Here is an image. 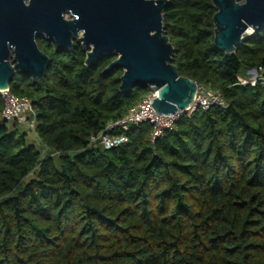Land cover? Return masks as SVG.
<instances>
[{
    "label": "trees",
    "instance_id": "1",
    "mask_svg": "<svg viewBox=\"0 0 264 264\" xmlns=\"http://www.w3.org/2000/svg\"><path fill=\"white\" fill-rule=\"evenodd\" d=\"M169 1L173 63L228 106L153 140L150 122L107 129L150 90L121 92L123 70L104 73L115 55L88 66L79 47L40 81L16 75L35 139L1 119L0 95V264H264V83L238 84L264 67V30L226 53L213 0ZM105 131L128 141L106 149Z\"/></svg>",
    "mask_w": 264,
    "mask_h": 264
},
{
    "label": "water",
    "instance_id": "2",
    "mask_svg": "<svg viewBox=\"0 0 264 264\" xmlns=\"http://www.w3.org/2000/svg\"><path fill=\"white\" fill-rule=\"evenodd\" d=\"M46 1L43 6H26L24 0H0V91L10 90L16 75L34 81L46 76L50 59L35 39L37 24L44 22L60 50H73L77 44L72 37L77 38L88 66L106 54L115 55L104 73L123 70V93L136 86L157 91L153 102L157 113L175 114L195 100L198 83L180 75L173 63L175 48L164 22L169 0ZM64 4L72 9V20L62 19L59 8ZM213 4L215 45L223 52L236 53L245 34L264 30V0H213Z\"/></svg>",
    "mask_w": 264,
    "mask_h": 264
},
{
    "label": "built area",
    "instance_id": "3",
    "mask_svg": "<svg viewBox=\"0 0 264 264\" xmlns=\"http://www.w3.org/2000/svg\"><path fill=\"white\" fill-rule=\"evenodd\" d=\"M240 85H256L258 82L264 83V67H256L247 71L245 75L239 76ZM4 105L1 111V119L4 121L17 120L21 124H30L32 129L35 128V121H29L28 115L33 114L32 100L26 96H14L10 90L0 91ZM157 97V91L150 88L149 92L144 98L130 110V112L119 121L111 124L107 129L112 130L121 128L127 130L129 124H138L141 122H150L153 126L152 139L156 140L163 133L174 127L175 122L185 114H192L198 109L208 110L212 106L227 107V102L223 99L221 94L213 89L198 84V92L196 98L190 103L186 110H180L175 114H159L153 108L154 99ZM100 140L106 149L119 146L128 141L125 134L120 133L111 135L106 131L101 133L98 138L93 137V140Z\"/></svg>",
    "mask_w": 264,
    "mask_h": 264
},
{
    "label": "flooded vegetation",
    "instance_id": "4",
    "mask_svg": "<svg viewBox=\"0 0 264 264\" xmlns=\"http://www.w3.org/2000/svg\"><path fill=\"white\" fill-rule=\"evenodd\" d=\"M24 3L26 6H30L31 4L33 5L36 3H41L40 5L43 6L45 3H47V1L46 0H24ZM59 10H60V15L62 16V19L64 21H69L74 18V15L72 14V9L68 5L64 4L63 6L59 8ZM50 27H52V25ZM48 28H49V25L47 26V24L44 22L37 24L35 39H36V43L40 51H42L44 54H46L49 57L50 59L49 69H50V66L52 65L53 61L57 57H60L66 53L72 52L73 50L81 47V45L77 43L78 42L77 38L72 37V41L76 43L77 46L73 50H69V49L60 50L57 47L56 37L48 33L49 31Z\"/></svg>",
    "mask_w": 264,
    "mask_h": 264
},
{
    "label": "rangeland",
    "instance_id": "5",
    "mask_svg": "<svg viewBox=\"0 0 264 264\" xmlns=\"http://www.w3.org/2000/svg\"><path fill=\"white\" fill-rule=\"evenodd\" d=\"M28 120H29V119H28ZM23 127H24V129L29 133L30 138H31V139H35V134H34V132H33L32 127L30 126V124H23ZM45 151H46V150L44 149V153H46Z\"/></svg>",
    "mask_w": 264,
    "mask_h": 264
}]
</instances>
